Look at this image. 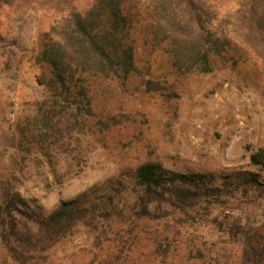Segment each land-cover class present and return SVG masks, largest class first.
Masks as SVG:
<instances>
[{"label": "rangeland", "instance_id": "374dc122", "mask_svg": "<svg viewBox=\"0 0 264 264\" xmlns=\"http://www.w3.org/2000/svg\"><path fill=\"white\" fill-rule=\"evenodd\" d=\"M232 1L220 4L226 9ZM90 2L0 5V191L18 192L46 216L60 203L104 188L147 162L181 174L249 171L264 177L249 164L251 153L264 150V70L253 53L235 43L206 75L181 76L165 51L148 56L140 48L138 74L123 87L112 85L97 102L102 127L92 126L94 121L82 129L61 127V134L49 138L47 154L28 143L33 105L43 95L37 83L42 68L35 60L42 36L62 9ZM143 79L160 83L161 90L147 92ZM227 207L198 203L174 214L173 222L143 225L139 242L118 245L127 260L108 238L97 246L95 234L77 226L29 264H264V198L253 191L234 192ZM235 220L242 232L232 237L226 233ZM162 229L179 233V241L162 245L166 256L155 259L153 240ZM0 264H19L1 244Z\"/></svg>", "mask_w": 264, "mask_h": 264}, {"label": "trees", "instance_id": "16d2710c", "mask_svg": "<svg viewBox=\"0 0 264 264\" xmlns=\"http://www.w3.org/2000/svg\"><path fill=\"white\" fill-rule=\"evenodd\" d=\"M221 1L91 0L81 9H62L43 34L35 58L42 68L37 83L43 95L33 105L28 143L47 154L49 138L61 134V127L82 129L91 121L102 127L97 102L112 85L123 87L138 74L140 48L148 50V56L165 51L171 68L181 76L206 75L235 43L253 53L264 70V0H233L226 9ZM11 3L0 0L1 6ZM142 82L147 92L161 90L158 82ZM261 96L264 100V88ZM249 164L264 172V150L251 153ZM240 191L264 198V177L249 171L218 177L181 174L153 162L125 170L104 188L62 202L46 216L18 192L2 190L0 244L14 262L29 264L83 226L95 234L97 246L108 238L127 260V252L118 245L139 242L143 225L173 222L174 214L198 203L227 207L233 193ZM228 229L232 237L242 232L236 220ZM179 236L162 229L154 236L157 246L150 255L164 259L167 250L162 245L177 243Z\"/></svg>", "mask_w": 264, "mask_h": 264}]
</instances>
